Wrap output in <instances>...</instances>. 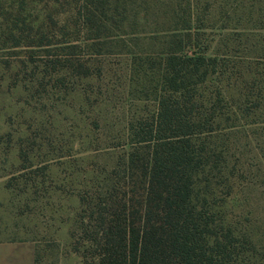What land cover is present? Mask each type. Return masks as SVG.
I'll return each instance as SVG.
<instances>
[{"label":"trees","instance_id":"1","mask_svg":"<svg viewBox=\"0 0 264 264\" xmlns=\"http://www.w3.org/2000/svg\"><path fill=\"white\" fill-rule=\"evenodd\" d=\"M64 3L67 6L61 10L66 18L61 24L50 12L49 29L31 21L28 32L20 30L14 35V45L24 44L31 53H39L44 74L54 72L56 84L74 76L88 81L103 77L105 67L93 66L85 58L83 46L95 47L88 51L90 55L104 54L105 48L113 52L116 42L126 43L127 39L131 43L148 39V49L139 52L146 55V68L157 73L150 79L154 83L147 95L156 102L155 109L127 117L124 139L109 145L121 146L114 163L103 166L94 183L79 191L81 207L72 235L81 259L73 264L251 261V236L239 232L228 219L223 208L227 196L219 199L209 187L213 182L210 172L216 167L221 173L227 166L226 149L218 150L213 137L223 128L224 116L231 118L234 114L232 110L227 114L224 102L229 94L234 97L228 90L236 73L213 44L217 28L256 27L258 19L248 16L243 21L238 14L246 3L237 0ZM152 15L156 18L151 20ZM148 22L155 27L148 29ZM56 26L63 35L58 40L50 30ZM122 50L133 51L126 46ZM241 75L242 71L235 83ZM251 76L241 83L245 90L240 95L247 99L258 85ZM85 92L90 100L86 86ZM253 98L245 114L255 113L262 106L264 83L258 85ZM100 117L93 119L98 127ZM228 185L230 193L232 185Z\"/></svg>","mask_w":264,"mask_h":264},{"label":"rangeland","instance_id":"2","mask_svg":"<svg viewBox=\"0 0 264 264\" xmlns=\"http://www.w3.org/2000/svg\"><path fill=\"white\" fill-rule=\"evenodd\" d=\"M237 1L246 3L238 14L243 21L249 16L260 24L214 32V49L224 53L236 73L228 90L234 97L229 94L224 102L227 114H234L224 116L223 128L213 137L218 150L226 149L227 166L221 173L216 167L210 172L209 187L219 199L227 196L223 208L228 219L253 240V259L244 264H264V102L255 113L245 114L264 83V1ZM55 2L0 0V264H73L81 259L72 235L81 207L79 191L94 183L98 170L114 163L121 146L109 145L124 139L127 117L156 106L147 95L157 73L146 68V55L139 52L148 49V39L121 40L104 54L90 55L95 47L84 45L85 58L95 67L103 65L105 75L90 82L69 77L60 85L54 72L44 74L39 53L14 45V35L28 32L31 21L49 29L50 12L63 22L61 9L67 4ZM154 25L148 22L147 28ZM50 30L56 40L63 37L59 26ZM124 46L133 51L123 52ZM250 75L258 85L247 99L240 95L245 90L241 83ZM97 116L100 127L93 122Z\"/></svg>","mask_w":264,"mask_h":264}]
</instances>
